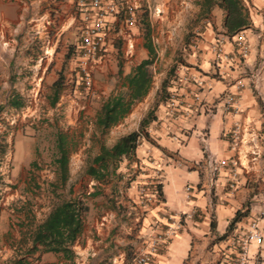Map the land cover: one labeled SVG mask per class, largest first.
Returning a JSON list of instances; mask_svg holds the SVG:
<instances>
[{
	"label": "crops",
	"instance_id": "obj_1",
	"mask_svg": "<svg viewBox=\"0 0 264 264\" xmlns=\"http://www.w3.org/2000/svg\"><path fill=\"white\" fill-rule=\"evenodd\" d=\"M75 1L0 0V93H4L0 95V106L8 101L9 93L18 86L10 79L13 72L20 70L13 66L15 60L22 59L18 53H25V59L34 58L35 70L39 68L40 59L49 58L50 54L52 57L55 53L56 44L53 43L45 48L41 57L37 51L29 52L20 47L15 54L18 41H27L31 30L39 34V27L49 22L55 26L59 36L63 34L65 38L76 29L80 38V28L85 21L77 11ZM138 1L128 0L135 8ZM201 1L195 2L198 14L203 9ZM242 2L248 10L249 26L233 36L224 34L223 11L218 5L208 12L215 16L213 22H199L203 23L199 38L195 44L187 45L190 51L185 54V64L178 69V85L174 88L179 94L181 111L170 113L165 99H154L151 86L144 98L133 105H137L136 113L141 115L134 127L120 136L137 130L140 120L148 113L142 114V108L149 106L155 115L146 128L149 138H142L133 156L122 161L126 164L124 175H129V171L135 173L134 177L124 186L120 178H116L115 184L105 185V190L117 189L121 193L119 197H97V191L86 192L89 196L83 200L87 210L82 217V230L72 245L74 258L65 259L60 254L45 252L37 264H131L133 255L145 240L161 232L168 221H176L179 214L182 215L181 227L160 245L149 264H231L250 222L258 219L259 213L264 211V0ZM163 9L164 5H158L156 10ZM220 13L221 18L218 16ZM135 26L136 23L133 27H126L109 17L105 49L101 51L92 73L105 67V61L110 60L118 43H125L126 56L136 53ZM195 26L200 25L197 23ZM239 34L244 35L248 44L244 57L239 55L235 44ZM78 42L73 45L70 56L75 66L70 64V67L80 78L75 59ZM142 49L137 52L142 53ZM68 57L64 55V60ZM127 73L122 76L124 90L121 92L127 90L123 83ZM183 75L188 77L186 82L180 81ZM198 81L203 83L201 87L197 85ZM229 92L237 95L240 105L237 113L228 112L222 106L224 96ZM195 93L200 96V102L194 100ZM67 105L70 107L72 103ZM133 107L118 124L132 121ZM185 110L190 111L188 115ZM237 122L242 124L241 141L233 149L231 130ZM30 140L32 147L25 156L31 155L33 149L36 151L37 144ZM211 153L229 164L220 168L211 188L203 189L200 183L204 175L200 167ZM234 159L236 166L230 164ZM118 170H123V167ZM94 181L91 178L90 183L94 184ZM142 184L156 191L155 198L146 204L139 200L138 188ZM187 186L191 187L189 191ZM40 210L39 223L50 208L43 205ZM191 211H194L192 217L185 215ZM237 211L244 214L228 229ZM169 215L174 219L168 220ZM259 226L264 237V223L259 221ZM20 228L10 219L5 220L2 209L0 264H13L19 258L12 253L22 245L14 239L21 237ZM247 255L248 264H264V238L260 244L251 241Z\"/></svg>",
	"mask_w": 264,
	"mask_h": 264
},
{
	"label": "rangeland",
	"instance_id": "obj_2",
	"mask_svg": "<svg viewBox=\"0 0 264 264\" xmlns=\"http://www.w3.org/2000/svg\"><path fill=\"white\" fill-rule=\"evenodd\" d=\"M196 1L139 0L135 8L138 21L133 30L134 38L138 40L136 53L126 56L125 43H118L110 60L105 61V67L101 70L95 69L92 73L93 85L90 89L84 87L81 79L71 69L75 66V62L70 61V56L73 45L79 39L78 30L71 31L70 35L64 38L63 34L59 36L55 26L49 22L39 27V34L31 30L27 41L21 40L15 44V54L18 53L19 47L29 52L37 51L40 57L47 46L54 43L56 49L54 56L51 57L50 54L49 58L39 60L38 70L33 67L36 63L34 58L25 59V53H18L22 59L15 60L13 66L20 70L13 72L10 77L18 86L8 97L18 95L23 105L17 109L7 105V102L0 106V145H4L6 150L4 154L0 153V213L4 209L5 220L10 219L16 226L21 227L22 231L20 238H14L22 244L21 248L15 249L12 256H25L26 264L39 262L41 254L39 257L37 253L27 256L26 250L31 234L39 224L41 206L51 209L56 203L71 197L84 200L89 196L87 191H97V197H119L121 193L117 189L111 187L105 190V185L115 184L116 178H120L123 181L121 185L124 186L134 177L135 173L129 171V175H124L126 164L122 162L119 167H123V170L116 171L106 181H94V184H91V178L85 173V168L102 144L111 145L116 137L134 127L141 115L136 113L137 105L130 114L132 121L113 126L106 133L98 130L95 117L106 97L124 90L123 74L130 71L132 65L148 57V52L142 49L144 46L141 44L145 23L149 24V37L156 51V57L149 67L154 99L166 100L169 90L178 85V69L181 64H185V54L190 51L187 45L194 44L199 38L198 32L203 24L199 22L215 20V16L209 13L198 14V10H195ZM158 5H164V9L156 10ZM218 16L221 18L222 13ZM141 17H144V20H140ZM54 23L57 26V23ZM197 23L200 26H195ZM36 41L39 44H36ZM139 49H142V53L137 52ZM64 55L69 57L64 60ZM70 64H73V67H70ZM119 70L122 75H119ZM60 71L63 75L57 100L60 104L51 105L50 85ZM163 81L168 83L165 91L161 88ZM3 94L0 93L1 96ZM68 102L72 103L70 107ZM144 102L142 100V103ZM149 109V106H146L141 111L138 108L137 111L143 114ZM58 135L64 136L67 141L69 174L66 182L55 189L52 186L56 170L53 159L57 154ZM30 138L37 144L36 151L32 148V154L25 156L32 147ZM19 216L23 217V220Z\"/></svg>",
	"mask_w": 264,
	"mask_h": 264
},
{
	"label": "trees",
	"instance_id": "obj_3",
	"mask_svg": "<svg viewBox=\"0 0 264 264\" xmlns=\"http://www.w3.org/2000/svg\"><path fill=\"white\" fill-rule=\"evenodd\" d=\"M202 14H206L210 9L218 5L223 11L222 28L224 34L233 36L249 26L248 10L242 0H202ZM144 20V17L143 19ZM144 47L147 49L149 56L135 63L130 71L124 76V86L126 91L110 95L100 105L96 116V127L101 133H106L111 127L121 122L135 102L140 101L147 94L152 75L149 70L153 63L156 52L150 39V27L148 23L144 24ZM121 74L122 71L119 70ZM62 72L60 71L57 78L51 83L50 89L52 97L49 103L54 105L61 92ZM168 83L163 81L162 90H166ZM7 105L12 108H20L23 105L18 95L13 94L7 101ZM155 119L152 110L140 120L137 130L120 136L111 146L102 144L99 153L96 154L91 162L87 165L85 173L95 181H106L116 172L119 163L124 159H130L142 138H149L147 125ZM0 153H5L4 145H0ZM57 154L53 159L56 167L55 180L52 186L56 189L63 185L68 179V149L66 138L58 135L56 138ZM160 196V191H158ZM87 206L84 201L71 197L53 205L45 219L37 225L31 234V243L26 250V255H34L45 252L60 254L65 259H73L74 251L72 245L75 243L82 230V217L86 212ZM244 213L236 212L233 219L228 225L231 229L235 222ZM226 235V234H225ZM223 235V236H225ZM25 256H21L13 264H26Z\"/></svg>",
	"mask_w": 264,
	"mask_h": 264
},
{
	"label": "built area",
	"instance_id": "obj_4",
	"mask_svg": "<svg viewBox=\"0 0 264 264\" xmlns=\"http://www.w3.org/2000/svg\"><path fill=\"white\" fill-rule=\"evenodd\" d=\"M77 11L83 15L84 24L80 28V38L76 45L75 59L78 73L82 84L86 89H90L93 85L92 69L96 65V61L100 58V53L105 48L107 41L108 19L113 17L116 23H122L126 27H133L136 23L135 7L128 2V0H76ZM239 33V32H238ZM221 42V40H219ZM195 44V43H194ZM235 44L239 55L244 57L248 52V44L244 35L239 34L235 38ZM220 51V49H218ZM257 77H255L256 79ZM188 77L183 75L180 81L186 82ZM197 85L201 87L202 82L198 81ZM241 86V84H239ZM194 100L200 102L198 93L194 94ZM166 106L170 113L174 114L181 111V101L179 94L175 89H171L166 97ZM223 108L232 113H237L240 110L237 95L234 92H229L224 96L222 102ZM186 115L190 112L185 110ZM242 124L235 123L231 130L232 148L236 149L241 141ZM264 145V135H262ZM225 159H219L215 154H209L200 170L203 172V179L200 186L204 188H211L217 179V175L222 166L228 165ZM232 166L237 165V161L231 160ZM190 186L186 187L189 191ZM139 200L142 204L150 202L156 196V191L152 190L146 184H142L138 188ZM194 211L186 213V216L192 217ZM168 220L174 219L172 215L167 216ZM182 215L179 214L176 221H168L164 229L150 235L143 245L135 252L132 257L131 264H149L152 262L154 255L157 253L160 245L166 240L170 239L181 227ZM259 221L264 223V211L259 213L258 219L252 220L249 228L240 241V246L237 255L232 260L231 264H248L247 250L249 243L254 241L260 244L263 241V230L259 226Z\"/></svg>",
	"mask_w": 264,
	"mask_h": 264
}]
</instances>
